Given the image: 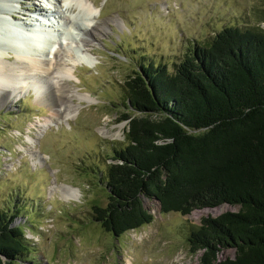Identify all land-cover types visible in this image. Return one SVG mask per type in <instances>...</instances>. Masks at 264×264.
I'll return each instance as SVG.
<instances>
[{"label": "rangeland", "instance_id": "374dc122", "mask_svg": "<svg viewBox=\"0 0 264 264\" xmlns=\"http://www.w3.org/2000/svg\"><path fill=\"white\" fill-rule=\"evenodd\" d=\"M16 1L24 10L25 16L19 17L24 25L29 11L43 8L36 0ZM90 2L99 12L94 21L106 25L84 47L93 67L72 66L76 44L70 46L67 39L55 46L50 59L51 90L57 66L69 64L72 70L64 84L69 114L57 107L51 92L40 102L29 91L16 102H11L16 97L0 102V210L18 208L16 222L27 225L26 238L34 243L21 264H199V256L187 246L188 233L201 219L237 207L182 216L162 214L156 201L146 200L151 224L113 237L93 221V206L108 203L100 171L110 163L111 151L125 144V79L150 63L174 72V65L194 46L208 44L224 28L264 31V0ZM66 5H55L56 22L72 16ZM65 187L77 193L66 199ZM197 213L199 218L194 217ZM232 256L225 252L221 259Z\"/></svg>", "mask_w": 264, "mask_h": 264}, {"label": "trees", "instance_id": "16d2710c", "mask_svg": "<svg viewBox=\"0 0 264 264\" xmlns=\"http://www.w3.org/2000/svg\"><path fill=\"white\" fill-rule=\"evenodd\" d=\"M124 90L125 144L100 171L108 203L93 221L119 238L151 224L146 200L182 216L237 207L201 219L189 251L199 264H264V31L224 28L172 73L140 65ZM18 212L0 210V264L34 251Z\"/></svg>", "mask_w": 264, "mask_h": 264}, {"label": "bare ground", "instance_id": "6f19581e", "mask_svg": "<svg viewBox=\"0 0 264 264\" xmlns=\"http://www.w3.org/2000/svg\"><path fill=\"white\" fill-rule=\"evenodd\" d=\"M36 1L43 7L42 11H37L36 8L33 12L29 11L28 25H24L20 19L23 15L25 16L22 5L16 0H0V102L2 100L7 102L9 98L14 99L15 97L16 99L11 102H16L28 91L33 92L36 102H40L47 100L45 95L51 92L53 102L58 105L57 107L62 110V113L66 114L70 109L66 95L68 91L65 90L67 87L64 84L66 79L68 80L72 75V70L69 69V64L56 65L57 72H55L58 77L55 75L58 79L53 81V84L51 83L52 86L54 85V90H51L49 85L53 74L50 72L52 71L50 59L53 50L55 46H62L59 41L67 39L70 46L76 44L70 58L72 66L84 65L92 68V59L88 57L87 53L84 54V47L90 44L94 33L100 27L105 29L106 25L102 26L94 21L99 12L93 10L96 7L94 8L90 0H87L89 5L82 0H75V2L72 0H64V2L63 0ZM68 1H70L69 4ZM62 3L71 8L72 11L69 15L72 16L60 23L54 20L53 10H55V5ZM73 6L75 8H72ZM61 29H65V33L58 38V32ZM10 57H14L15 61L6 60ZM78 96H80V100L84 99L83 96ZM65 189L67 191H62L66 199L77 193L76 189L72 190L70 187H65ZM222 209L223 207L214 210V213L216 214ZM194 217L199 218L200 214H194Z\"/></svg>", "mask_w": 264, "mask_h": 264}, {"label": "water", "instance_id": "95a60500", "mask_svg": "<svg viewBox=\"0 0 264 264\" xmlns=\"http://www.w3.org/2000/svg\"><path fill=\"white\" fill-rule=\"evenodd\" d=\"M157 203H158V206H159V212H161V207H160V205H159V202L157 201Z\"/></svg>", "mask_w": 264, "mask_h": 264}]
</instances>
